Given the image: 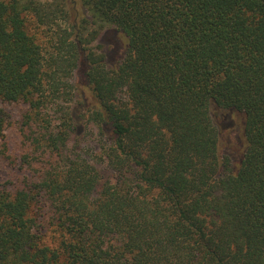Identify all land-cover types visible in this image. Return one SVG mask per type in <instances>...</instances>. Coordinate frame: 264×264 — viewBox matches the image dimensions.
<instances>
[{"label":"trees","instance_id":"obj_1","mask_svg":"<svg viewBox=\"0 0 264 264\" xmlns=\"http://www.w3.org/2000/svg\"><path fill=\"white\" fill-rule=\"evenodd\" d=\"M65 1L0 0V264H264V0Z\"/></svg>","mask_w":264,"mask_h":264},{"label":"rangeland","instance_id":"obj_2","mask_svg":"<svg viewBox=\"0 0 264 264\" xmlns=\"http://www.w3.org/2000/svg\"><path fill=\"white\" fill-rule=\"evenodd\" d=\"M66 8L69 12H83L89 18L88 13L84 10L79 0H66ZM74 14H72L71 18ZM96 29L95 37L89 40L86 48L102 53L105 56L107 67L115 65L124 52V38L122 33L116 31L113 27L103 25L90 26L89 30ZM87 32V31H86ZM90 37V36H88ZM5 108L9 114V123L5 130V135L0 140V150L4 155L0 157V184L9 188L18 186L21 180L31 175L30 170L20 164V158L29 151L28 137L31 133L32 126H28L25 115L28 112V106L24 102H15L5 104ZM82 134H86L87 130H83V124L80 123L79 129ZM87 142V141H85ZM84 141H82V144ZM91 144V142H88Z\"/></svg>","mask_w":264,"mask_h":264}]
</instances>
